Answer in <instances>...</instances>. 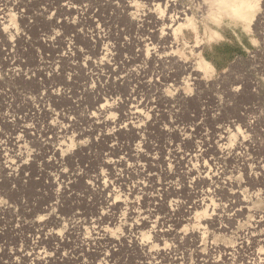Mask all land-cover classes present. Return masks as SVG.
I'll return each mask as SVG.
<instances>
[{
    "label": "rangeland",
    "instance_id": "1",
    "mask_svg": "<svg viewBox=\"0 0 264 264\" xmlns=\"http://www.w3.org/2000/svg\"><path fill=\"white\" fill-rule=\"evenodd\" d=\"M208 1L0 0V264L263 259L264 0L249 28L210 18ZM181 11L195 28L174 37ZM144 211L150 223L132 228Z\"/></svg>",
    "mask_w": 264,
    "mask_h": 264
},
{
    "label": "bare ground",
    "instance_id": "2",
    "mask_svg": "<svg viewBox=\"0 0 264 264\" xmlns=\"http://www.w3.org/2000/svg\"><path fill=\"white\" fill-rule=\"evenodd\" d=\"M264 3V2H263ZM259 4V7H260V0H209L206 7H207V11L209 10V13L211 14V16H209L210 18H213V19H217V17H222L224 15L228 16V17H231V18H234V19H239L240 21H242V23H245L246 24V27L249 28L250 27V24L254 18V12L255 10H257V5ZM264 13V7L263 9H261L259 11V13H256L258 15L257 16V20L261 18V14ZM180 14H183V15H179V14H176L173 18H170V21H171V24L169 22L170 25H167L166 28L167 29H170V35H173L174 37H176L177 33L180 32L181 28L182 27H185L184 25H191L193 28H195V24L193 22L192 19L190 18H185L186 17V13H184L183 11L180 12ZM256 18V17H255ZM180 20V21H179ZM182 20V21H181ZM261 22V21H260ZM263 23V22H262ZM165 28V27H164ZM163 31L161 30V33ZM163 33H169V31H164ZM211 35L212 36H215L216 35V32H211ZM177 60V59H176ZM184 69H187V67L185 66H182ZM210 68V64L201 59V61L198 63V67H197V71H206L207 69ZM86 84V83H85ZM91 91L92 90V86H86L84 88V91ZM101 103V102H100ZM100 105V109L101 110V113L102 111H107L108 109H110V105H108V102L106 103H101L99 104ZM137 105V104H136ZM135 113L136 112H140V110H138V108L136 107L135 108ZM140 114V113H139ZM125 117H128L125 116ZM106 122V120H104ZM109 122V121H107ZM111 122V121H110ZM109 146V145H108ZM112 149V148H111ZM138 150V149H137ZM139 152V151H138ZM191 155H194V153H191ZM140 156H141V153H140ZM145 156V155H144ZM110 157V156H109ZM144 158V157H142ZM108 159V157L106 158ZM104 160V165H113L114 163H116L117 161L118 162H122V164L124 163V161L126 163H124L123 165H125V171L126 172H130L129 170V166L132 164V163H135L136 166H143L144 165H141L142 163V159L139 157V158H133L132 160H129V157L128 158H122V157H117L115 160L114 158L112 159L113 161H111V159H108V160ZM145 159V158H144ZM141 160V161H140ZM106 163V164H105ZM147 164V163H146ZM106 165V166H107ZM142 167V168H143ZM204 167H206L204 165ZM141 168V169H142ZM166 168V167H165ZM140 169V168H139ZM140 169V171L142 172V170ZM144 169V168H143ZM190 171V170H189ZM204 171V170H203ZM164 173L167 174V175H173V171H171L170 169H164ZM189 174V173H188ZM202 174V173H201ZM207 174V173H206ZM206 174H203V175H206ZM102 174H96L93 178V181L94 182H98V185L100 183H102V186L107 189L109 186L108 184H106V181H105V177H102L101 176ZM192 178H194L192 176ZM206 178V177H205ZM204 179V178H203ZM89 182V181H88ZM152 182H153V179H152ZM151 182V185L149 186H154ZM143 183V182H141ZM89 185V183H87ZM97 184V183H96ZM87 185V186H88ZM140 186H143L145 187L146 185L143 183V185H140ZM100 187V186H99ZM98 187V189H99ZM159 187H168L166 188L165 190H163V194H169L171 193L170 190L174 191L176 190V188L174 186L171 185V182H166V183H160V186ZM89 189V187H88ZM111 189V188H110ZM134 190V189H133ZM176 192V191H175ZM232 195H234L237 200H239L240 203H244L245 202V199L241 198L239 196V194L237 193V191L233 192ZM205 198H207L206 196H204L203 200H205ZM106 201L113 205V204H116V201H115V198L111 197L110 195L107 196V199ZM234 208V207H233ZM236 209H234L235 211ZM132 213V212H131ZM142 213V212H141ZM196 213V212H195ZM211 213V212H210ZM201 214V213H200ZM197 215V214H196ZM205 215V214H204ZM131 216V214H130ZM151 216V212L150 211H144L143 212V215L141 216V222H138L136 224H133L132 228H140V226L142 225H145L146 223H150V218ZM203 216V215H202ZM140 217V216H139ZM211 218V217H210ZM140 219V218H139ZM198 219V218H197ZM199 219H202L203 220V217ZM205 219V218H204ZM209 219V217H208ZM204 221V220H203ZM167 222V218H165L164 220L162 221H159L157 218L155 219V223L153 224H150V231L153 232V238L154 240H158L159 242H162L160 243V246H159V250L157 252H154L156 255H159V256H166V252L163 251V249L166 248V240L164 238L163 235H165L166 233L169 232V230L165 227H163ZM200 223V222H199ZM131 228V227H130ZM103 229V228H102ZM105 229V228H104ZM105 232H107L106 230H104ZM141 230V229H139ZM53 232V231H51ZM60 233V232H58ZM58 233L56 232H53L52 236L54 237V239H57V236H58ZM49 235V234H48ZM102 235L104 236L103 232H102ZM107 235V234H106ZM111 236V235H110ZM113 236V235H112ZM175 236L177 238H180L182 239L183 235H181L179 232L177 234H175ZM84 237V236H83ZM185 237V236H184ZM109 238V237H108ZM111 238V237H110ZM109 238V239H110ZM114 238V237H113ZM110 239L111 241H115L114 239ZM116 238V237H115ZM59 239V238H58ZM131 240L135 243V245H138L140 249L144 250L145 247H146V243L148 242L149 240V236L146 234V231H140L139 232V235L138 236H133L131 238ZM255 243H258L260 241H263L264 242V238H255L254 239ZM184 242V240H182V243ZM137 246V247H138ZM169 246H167L168 248ZM168 250V249H167ZM172 250V249H171ZM214 250V249H213ZM173 251V250H172ZM165 252V253H164ZM253 252H256V256H258L259 254H264V251H260V248H257V249H253ZM26 253V256L29 255L28 252H25ZM171 253V252H169ZM224 253H227L226 250L224 249ZM24 255V254H23ZM40 255V251H37L35 253V256H38ZM41 255H43L41 253ZM172 255V254H171ZM202 257V256H201ZM37 258V257H36ZM43 258V257H41ZM41 258H37L38 259H41ZM46 258V257H45ZM44 258V259H45ZM50 260V259H49ZM41 261V260H40ZM45 261V260H44ZM201 261L204 263L205 260L204 258L202 257L201 258ZM212 263L215 262V260L211 261ZM249 263L248 264H264V257L262 259V257H259L258 256V259L252 257L250 261H248ZM41 263V262H40ZM208 264V262H206Z\"/></svg>",
    "mask_w": 264,
    "mask_h": 264
},
{
    "label": "crops",
    "instance_id": "3",
    "mask_svg": "<svg viewBox=\"0 0 264 264\" xmlns=\"http://www.w3.org/2000/svg\"><path fill=\"white\" fill-rule=\"evenodd\" d=\"M193 28V27H192ZM210 67H211V65H210Z\"/></svg>",
    "mask_w": 264,
    "mask_h": 264
}]
</instances>
